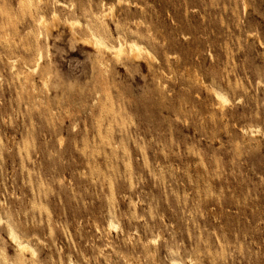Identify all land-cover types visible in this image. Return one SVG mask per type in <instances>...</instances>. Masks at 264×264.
Listing matches in <instances>:
<instances>
[{
  "label": "rangeland",
  "instance_id": "374dc122",
  "mask_svg": "<svg viewBox=\"0 0 264 264\" xmlns=\"http://www.w3.org/2000/svg\"><path fill=\"white\" fill-rule=\"evenodd\" d=\"M116 1L0 0V264H264V0Z\"/></svg>",
  "mask_w": 264,
  "mask_h": 264
},
{
  "label": "bare ground",
  "instance_id": "6f19581e",
  "mask_svg": "<svg viewBox=\"0 0 264 264\" xmlns=\"http://www.w3.org/2000/svg\"><path fill=\"white\" fill-rule=\"evenodd\" d=\"M118 1H120V0H118ZM118 1H116V2H118ZM56 3L58 4V2H56ZM53 13H56V12L53 11ZM102 13H104V14H102V16L104 18H106L107 13H106L105 9L102 10ZM108 13H109L110 17H112L113 16V8L109 7ZM104 18H102V19H104ZM39 20H40L41 24H43V25L46 24V19L43 16L40 17ZM67 22H68L71 29L75 28L76 25L80 24V22L78 20H67ZM86 25L88 26V29H89V37H88V39H85V41H86L85 43L90 45L97 52H102V53H105L107 55H110L114 60H116V62H118L120 59H122L123 57H125L127 55L134 57V58H136V57L138 58L139 56L143 55V53L144 54L146 53V55L148 54V56L149 55L151 56L150 51L140 41H138L136 39H131V40L129 39L128 40L129 37L127 38L126 35H125L126 36L125 37L122 33L123 31L121 32V30H124V29L119 30L117 28V37L114 40H112L113 39L111 37L112 32L110 33L109 30H107V29L102 30V29H99L97 26L95 29L94 26H91L89 24H86ZM124 34H125V32H124ZM115 36H116V34H115ZM38 56H37L38 61H36V63H37L36 66H38L39 61L42 59L41 52L38 53ZM153 57H151V58H153ZM214 93H215L216 98L220 101L219 103L226 105L230 101L228 99L227 95L224 92H222L221 90L214 89ZM0 219H2V218H0ZM110 220H112V219H110ZM5 222H6L5 225H6L8 237L17 246V248L19 249V252H21V251H25V252L27 251L30 253L33 252L35 250V248H33L32 247L33 245H31L30 241L27 240L28 238L26 239V237L24 235H22L10 221L7 220ZM110 227L115 228V224H114L113 220L110 223ZM3 259L6 260L5 255L3 256ZM172 264H176V262L174 260H172Z\"/></svg>",
  "mask_w": 264,
  "mask_h": 264
}]
</instances>
